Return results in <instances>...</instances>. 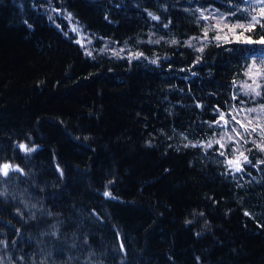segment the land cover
Segmentation results:
<instances>
[{"label":"trees","instance_id":"16d2710c","mask_svg":"<svg viewBox=\"0 0 264 264\" xmlns=\"http://www.w3.org/2000/svg\"><path fill=\"white\" fill-rule=\"evenodd\" d=\"M214 10L233 8L0 0V165L22 170L0 175V264H264V152L240 141L237 173L227 136L205 147L264 103L243 87L261 46L205 40Z\"/></svg>","mask_w":264,"mask_h":264},{"label":"snow or ice","instance_id":"6c2138e0","mask_svg":"<svg viewBox=\"0 0 264 264\" xmlns=\"http://www.w3.org/2000/svg\"><path fill=\"white\" fill-rule=\"evenodd\" d=\"M228 3L233 8V10L228 12L227 14L219 13V10H214L211 13V16H206L203 11L200 12L201 19H216V23L211 26V29L206 28L204 30V39H208V31L212 30L216 32V35L213 36L212 39L216 42L217 47L233 42L261 46V55L259 56V62H257V58L254 54L252 57H250L251 63L247 66V70L245 72V75L248 76L252 83L245 84L243 86L245 95L251 94L254 97H261L262 92L259 89L264 87V84L261 83V81H264V0H242V3L247 5V7H241L239 4L235 3V0H228ZM52 10L57 11L56 9ZM240 12L246 13V16H244L245 22H227L229 16H237V13ZM217 13L219 14L217 15ZM148 14L153 20H159V17L154 15L153 13L149 12ZM49 19L51 20L52 17L50 16ZM66 19H68L73 24L71 30L79 34L81 31V29L77 27L79 22L74 20L71 13L67 14ZM57 27H59V25H57ZM165 27H167V25H165ZM257 27H259L260 32L256 35L255 38H253L252 35H246V33L255 32ZM225 29H227V32H225ZM193 39L198 38L193 37ZM77 43H81L82 47L84 46L81 40H77ZM89 43H91V41H89ZM172 43L175 44L176 41L173 40ZM188 46L194 47L191 41L188 42ZM204 47H206V44L200 48H196V51L203 52ZM86 54L91 55V52H87ZM199 60L200 57H197V62H199ZM153 63H155V61H153ZM233 99H236V96H233ZM243 103L244 101H241V104ZM240 111L245 110L241 108ZM246 111L249 114H255L254 116L245 115L243 119L244 121H246V123L237 119L236 116L231 117L232 121H235V123L239 124L240 128L243 129V132H241L235 127L231 128V133L234 134L235 139L233 135H229L226 131L220 140H210L207 145H205V147L211 148L213 146V143H215L223 149L226 145L225 143H222L221 140H223L224 137L227 136V141H230L233 144L237 145L232 150L233 152L237 153V155H234L233 158L228 159L227 165L229 167V171L234 170V172L237 173L244 171V164L252 163V161L249 160L248 156L245 155V151L241 150L242 145L240 144V141H243L244 144L252 143L258 151L264 152V103H261L258 107L248 108ZM217 112L219 113V120L215 121V124L227 129L230 121L225 118L224 112H221L219 109H217ZM238 114L239 113H237V115ZM229 115L231 114L229 113ZM221 121H223L222 125ZM253 134L258 137V141L257 139L246 138L251 137ZM192 146L196 147L197 145L194 144ZM19 147L28 152L35 151L34 148H27V146L23 144L19 145ZM246 151L251 152L252 149H246ZM224 154L225 153L223 151L220 152V155ZM257 163L264 164V160H259ZM10 170L22 171L19 167H13L8 163L0 165V175L7 177ZM3 195H5V193L0 192V196ZM104 195L106 197H111V193L107 191L104 193ZM245 215H248V213H245ZM0 243H3V241H0Z\"/></svg>","mask_w":264,"mask_h":264},{"label":"rangeland","instance_id":"374dc122","mask_svg":"<svg viewBox=\"0 0 264 264\" xmlns=\"http://www.w3.org/2000/svg\"><path fill=\"white\" fill-rule=\"evenodd\" d=\"M81 34V32L79 33V35Z\"/></svg>","mask_w":264,"mask_h":264}]
</instances>
